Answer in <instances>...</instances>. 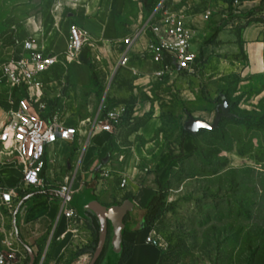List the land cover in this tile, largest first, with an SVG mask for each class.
<instances>
[{
  "label": "crops",
  "instance_id": "crops-1",
  "mask_svg": "<svg viewBox=\"0 0 264 264\" xmlns=\"http://www.w3.org/2000/svg\"><path fill=\"white\" fill-rule=\"evenodd\" d=\"M248 3L259 4L256 0ZM152 17L146 0H0V66L19 59L23 41L30 36L42 50L59 57L50 70L36 77L41 85L38 105L64 124L75 125L78 133L73 141L59 140L48 148L44 177L54 188L75 172L84 182L73 196L84 201L82 209L71 205L84 219L88 251L95 252L98 245L99 210L108 217L110 247L104 254L103 250L99 264H159L162 249L154 237L147 241L150 229L146 228L145 212L159 186L183 164L179 153L188 154L195 148L194 135L189 134L172 155L163 132L165 106L179 99L189 106L188 115L207 120L202 115L208 116L210 109L196 104L203 82L213 99L225 77L264 78L263 13L245 23L243 18L227 21L223 14L196 16L189 24L196 35L191 43L207 62L201 66L199 60L192 73L173 72L162 77L157 76L162 64L146 53L153 39L150 23L156 20ZM74 25L88 32L92 44L66 63L64 52ZM213 36L215 44L209 43ZM126 38L131 39L129 44ZM76 89L86 93L83 105ZM26 94V86L12 87L0 72L1 110L16 109ZM108 109H125L120 131L113 136L94 129ZM57 147L65 155L61 160L51 154ZM103 166L117 172L112 170L107 179L98 178L95 170ZM0 176L9 187L22 181L21 171L7 158L6 165L0 166ZM122 176L126 177L124 187L120 186ZM21 187L28 192L18 201L24 205L16 214V230L20 242L37 254L45 248L59 216V199H34L32 195L42 190L25 184ZM118 230L121 242L112 261L111 243ZM2 232L0 225V247ZM64 245L65 241L53 247L46 264H61L70 257V252L63 254Z\"/></svg>",
  "mask_w": 264,
  "mask_h": 264
},
{
  "label": "rangeland",
  "instance_id": "rangeland-1",
  "mask_svg": "<svg viewBox=\"0 0 264 264\" xmlns=\"http://www.w3.org/2000/svg\"><path fill=\"white\" fill-rule=\"evenodd\" d=\"M248 1L254 0H146V9L156 21L166 12L182 14L192 41L196 35L189 24L200 14H223L227 21L243 18L242 23L264 14L263 0L256 5ZM209 43L215 44L216 38ZM206 62L200 55L199 64ZM202 85L196 104L210 109L208 116L202 115L205 120L213 122L223 95L232 115L216 130L194 135L192 152L179 153L184 162L159 186L145 212L146 228L161 246L159 264H264V78L225 77L213 99L208 85ZM40 90L31 87L33 94ZM76 95L83 105L86 93L76 89ZM183 102L174 99L165 106L163 132L172 155L182 148L184 122L191 112ZM3 119L0 109V123ZM51 154L59 160L65 156L60 147ZM32 197L57 202L47 189ZM71 203L82 209L84 201L76 196ZM97 229L96 245L100 226ZM109 237L103 254L110 247Z\"/></svg>",
  "mask_w": 264,
  "mask_h": 264
},
{
  "label": "built area",
  "instance_id": "built-area-1",
  "mask_svg": "<svg viewBox=\"0 0 264 264\" xmlns=\"http://www.w3.org/2000/svg\"><path fill=\"white\" fill-rule=\"evenodd\" d=\"M150 29L153 39L149 42L146 53L162 64L157 71L158 77L173 72H194L200 57L192 46L191 35L182 14L166 12L161 20L150 23ZM130 40L126 38L124 41L129 44ZM91 42L86 30L77 25L72 26L69 48L64 52L65 62L69 63L77 58L84 46H90ZM57 62L59 57L56 54L42 50L34 37L30 36L23 41L20 58L0 66V72L7 77L9 85H22L27 89V94L19 101L16 109L2 108L4 119L0 123V162L6 165L7 158V162L13 163L22 173L21 184L28 188L53 191L60 206L59 216L47 238L45 248L34 254L29 246L20 242L16 230V214L24 205L18 201L20 202L22 195L27 194L28 189L21 187V184L9 187L0 176V225L3 230L0 264H46L53 247L63 241V254H71L61 264H90L94 253V250H87L90 242L82 229L84 219L71 205L73 196L84 187V182L75 172L54 188L44 177L49 161L48 148L59 140L73 141L78 133L75 125H66L56 115L46 114V107L38 105L41 93H31L32 86L41 89L36 77L50 70ZM124 114L125 109H108L95 122L94 129L98 127L113 136L120 131ZM112 170L117 172L104 166L95 171L98 178L107 179ZM125 184L126 177L122 176L120 186L124 187ZM147 241H154L151 230Z\"/></svg>",
  "mask_w": 264,
  "mask_h": 264
},
{
  "label": "water",
  "instance_id": "water-1",
  "mask_svg": "<svg viewBox=\"0 0 264 264\" xmlns=\"http://www.w3.org/2000/svg\"><path fill=\"white\" fill-rule=\"evenodd\" d=\"M232 115L230 111V104L227 101L226 96H222V101L216 107L215 117L212 123L206 121L203 118H195L192 115H188V119L184 123V130L189 132L190 134H197L200 130H216L219 127V124L223 118H228ZM100 218V237L97 248L94 252L93 258L90 264H96L98 259L100 258L106 241H107V233H108V217L105 215L103 211L98 212ZM121 236L119 230L117 232L116 237L112 240L111 246L112 250L110 253L111 260L113 261L120 246Z\"/></svg>",
  "mask_w": 264,
  "mask_h": 264
},
{
  "label": "trees",
  "instance_id": "trees-1",
  "mask_svg": "<svg viewBox=\"0 0 264 264\" xmlns=\"http://www.w3.org/2000/svg\"><path fill=\"white\" fill-rule=\"evenodd\" d=\"M263 2H264V0H263ZM226 98H227V96H226ZM227 101L229 102L228 98H227ZM223 119H224V118H223ZM223 119H222V120H223ZM222 120H221V121H222ZM200 132H201V130H200L197 134H199ZM189 134H190L189 132H187L186 130L183 129V139H184L187 135H189ZM197 134H195V135H197ZM124 259H125V257L122 258V262H123Z\"/></svg>",
  "mask_w": 264,
  "mask_h": 264
},
{
  "label": "bare ground",
  "instance_id": "bare-ground-1",
  "mask_svg": "<svg viewBox=\"0 0 264 264\" xmlns=\"http://www.w3.org/2000/svg\"><path fill=\"white\" fill-rule=\"evenodd\" d=\"M71 61H74V60H71ZM1 159H2V151L0 150V161H1Z\"/></svg>",
  "mask_w": 264,
  "mask_h": 264
}]
</instances>
